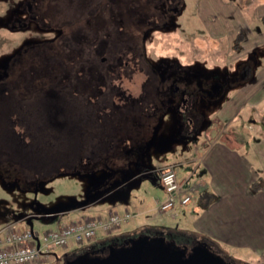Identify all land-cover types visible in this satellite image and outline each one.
Wrapping results in <instances>:
<instances>
[{
	"label": "rangeland",
	"instance_id": "obj_1",
	"mask_svg": "<svg viewBox=\"0 0 264 264\" xmlns=\"http://www.w3.org/2000/svg\"><path fill=\"white\" fill-rule=\"evenodd\" d=\"M155 1L43 0L39 11L43 23L37 25L42 29L34 26L37 30L27 27L12 31L0 20V59L7 58L19 48L22 40L29 39L32 40L28 43H32L28 46L29 54L18 56L35 63L28 69L34 73L14 70L12 77L16 78L15 83L5 84L0 90V163L9 161L20 169L26 165L24 169L30 172V176L38 174L44 179L42 189L36 192L17 186L7 187L0 180V230L5 227L29 228L26 219L31 215L44 214H31L34 201L45 207L59 204L60 209L52 222L33 219V230L38 234L54 228V224L87 221L89 217L77 218L87 209L107 207V211H114L109 214L121 216L127 211L131 213L108 229L98 226L93 237L77 243L76 247L70 240L69 245L57 246L47 255L42 254L26 264H64L78 253L110 244L115 238L122 240L155 230L187 233L193 240L207 239L214 252L236 264H264V117L261 119V115H257V111H264V99L259 98L261 90L249 101H243L244 94L256 91L259 85L250 84L247 89L239 90L236 100L233 98L228 104L229 109L244 104L239 109L244 124L238 123V116L225 130L231 136L235 133L237 141L243 145L241 149L217 146L211 152L214 155L209 154L196 168L185 162L200 161L203 155L199 149L183 153V156L177 151L150 154V161L157 170L173 165L177 177L183 178L178 180L185 188L190 186L188 180L191 177L192 184L200 177L207 181L200 188L201 193L206 192L203 199L198 194L197 208L191 209L190 213H165L160 209V202L156 201L154 211L137 215L135 206L139 202L145 199L146 203L151 199L150 205H153V198L165 196L158 178L157 182L148 178L139 180L138 185L130 189L126 200H101L105 195L116 197L114 190L120 186L110 188V184L120 182V171H126L135 183L141 174L134 170L132 157L126 148L136 143L141 138L139 135L146 134L148 128L144 126L149 120L142 116L137 120V106H132L127 96L136 97L144 91L145 76L139 70L132 72V77L123 75L122 82L115 81L113 86L127 96L104 97L107 88L95 83L94 89L91 81L82 78L86 68H78L73 62L79 61L74 49L79 52L86 50L85 53L91 50L86 41L78 42L74 48L76 43L70 44L62 35L56 37L49 26L57 24L66 30L68 25L71 29L68 34L73 40L80 33L93 34L94 38L104 36L101 42H95L99 48H92L91 52L97 50L107 56L115 53L118 45L132 39L129 35L137 29V45L141 47L137 62L142 61L144 68L158 58L181 62L202 59L207 65L221 64L222 54L218 51L222 50V53L226 48H230L233 56L240 55V59L247 60L253 56L264 61V45H260L264 42V26L261 19L256 20L252 13L253 6L259 7L257 3L249 6L250 10L247 3L251 0H186L183 14L178 19L181 23L176 28L162 31L157 24L156 29L144 38L141 29L148 27V21L164 18L156 15ZM262 2L264 0L258 1L259 4ZM16 3L17 0H0V19H5ZM244 27L240 33L238 30ZM63 43L66 49L62 47ZM252 49L255 50L253 53L250 52ZM127 67L134 68V63L129 62ZM93 69L96 78L95 66ZM253 106L257 111L255 109L251 113ZM58 108L61 116L55 114ZM247 118L262 124L250 122L249 125ZM134 120L142 124L138 134ZM231 136L230 139H236ZM220 139L219 142L224 143L228 138ZM90 173L106 178L91 185L87 176ZM121 181L126 183V180ZM94 194L100 196L80 205L79 201ZM23 213L27 214L17 218ZM73 216L75 218H71ZM92 216H95L92 219H105ZM16 224L23 228H16Z\"/></svg>",
	"mask_w": 264,
	"mask_h": 264
},
{
	"label": "flooded vegetation",
	"instance_id": "obj_2",
	"mask_svg": "<svg viewBox=\"0 0 264 264\" xmlns=\"http://www.w3.org/2000/svg\"><path fill=\"white\" fill-rule=\"evenodd\" d=\"M42 2L43 0H17V3L10 9L6 18L2 17L0 20L12 31L27 27L35 28L34 26L43 23V18L39 16ZM185 4H187L186 0H156L154 3L158 9L156 15H162L164 18L160 19V21L149 20L148 27L141 29L142 37L145 38L147 34L155 30L156 26H158L157 24H159L158 29L162 31L169 30L172 27L176 28L181 23L178 19L183 14ZM253 16L254 18L256 17L254 14ZM255 19H261L264 26V14L257 16ZM37 27L42 29L40 26ZM134 27L137 28V25L135 24ZM48 29H53L56 37L62 35L63 38L70 41V44L76 43L74 48L78 42L86 41L88 48L91 50L92 48L97 49L99 44L96 43L104 39V36L94 38L93 34L83 35V33H80L73 40L71 35L69 36L68 34L69 30H71L68 25L66 30H64L63 26L57 27V24L49 26ZM244 29L245 27L238 31L241 33ZM131 32L129 36L132 39L122 45H118L115 48V53L110 56L97 52V50L94 53L91 50H87L88 52L85 53L86 50L79 52L74 49L73 53L79 61L73 62L78 65V68H86L85 77L82 78H85V81H91L94 89L95 83L107 88V91L103 93L104 97L109 95L114 98L115 95H120L125 98L126 94L113 86L116 85L115 81L118 83L122 82L123 75L130 76L132 72L135 73L139 70L145 76L144 91L138 93L136 97L126 95L131 100L130 104L137 106V120L140 116L149 120L144 126L148 128L146 134L143 136L139 135L141 138L126 148V152H129L132 157V166L136 172L139 169H142L139 173L148 172L146 167H149V171H152L153 176L157 178L156 171L158 168L151 163L150 154L158 155L163 152L175 153L177 151L183 156V153L190 151L192 145L196 146L197 142L204 139L205 131L207 130H218V136L224 138V135L228 134L225 130L229 129L230 117L235 114L234 112L233 114H223L221 112L226 110V104L235 98L233 96H236V92L239 90L247 89L250 84L259 85L260 87L256 91L251 90L250 94L253 96L261 90L259 98L264 99V76H261L264 75V61L261 62L259 58L256 59L252 56V58L249 57L247 60L240 59V55L238 57L233 56L230 48H226L222 53V50L218 51L220 55L222 54L220 56L221 64L215 62V64L207 65L206 60L202 59L194 62H181L176 59L158 58L156 62L146 65L144 68L141 65L142 61L137 62V53H141V47L137 45V29ZM78 37H84V39ZM30 41L32 40H22V44L15 52L7 58L0 59V90L3 89L5 84L15 83L14 79L16 78L12 77L14 76L12 75L14 70L29 71V65L35 64L34 62L24 61L21 55L18 56V54H22L26 57L29 54L28 46L32 45V43L28 44ZM64 43L62 47H64ZM260 45L264 44L261 43ZM64 48L66 49V47ZM254 51L252 49L250 52L253 53ZM20 57H22L21 60ZM129 62L134 63V68L127 67ZM93 66H95L98 74L96 78L93 76ZM31 70L29 73H34ZM255 75L257 76L255 77ZM255 109L256 107H251V113ZM59 110V108L55 109L56 116H61ZM257 113V115H261V119L264 117L263 110L257 111ZM213 115L215 116L213 117ZM247 121L249 125L250 122H254L259 126L262 124L261 121H254L252 118H247ZM238 123H243L240 118ZM134 125L137 127L138 134L142 129V124L134 120ZM249 125L247 124V127ZM232 137L235 138L236 136ZM24 167L26 165L21 169L18 166H12L9 161L0 163V180L2 184L7 187L17 186L20 189H27L33 192L42 189L44 181L42 176L38 174L30 176V172ZM120 174V178H124L123 180H126L129 184L135 183L133 177L127 176L126 171L122 170ZM95 179L93 183L99 180ZM123 182L120 184L121 187ZM166 237L175 240L174 236ZM121 241L115 238L111 243L119 244ZM196 241L199 240L192 239L179 244L190 245L191 242ZM93 249L95 248H90V250ZM98 253L100 254L101 252ZM223 258L227 264H236L230 259L228 260L224 255Z\"/></svg>",
	"mask_w": 264,
	"mask_h": 264
},
{
	"label": "water",
	"instance_id": "obj_3",
	"mask_svg": "<svg viewBox=\"0 0 264 264\" xmlns=\"http://www.w3.org/2000/svg\"><path fill=\"white\" fill-rule=\"evenodd\" d=\"M149 167H146L148 169ZM142 170V169H141ZM138 170V173L141 171ZM94 173L87 176L90 179V184H93V179H105L103 176L96 177ZM109 177V176H108ZM107 177V179H109ZM148 178L156 182V177L152 171L139 174L137 183H124L121 187L122 178L118 182H111L110 188H115L116 197L105 195L104 199L117 198L126 200L129 196L130 189L138 185V181ZM90 185V187H91ZM100 195L94 194L92 197L87 196L84 200L79 201L80 205H85L92 198H98ZM59 204L45 207L42 204L32 202L31 214L44 213L43 215H31L26 219V223L33 231V219L40 222H52L56 213L60 210ZM27 213L19 214L17 218H21ZM98 252H101L100 254ZM64 264H227L223 256L214 252L211 245L206 241L191 242L190 245L176 243L174 239L167 238L165 234L155 232L153 234L140 232L137 236H130L122 239L117 243H110L104 246L97 247L93 250H86L78 253L71 259H67Z\"/></svg>",
	"mask_w": 264,
	"mask_h": 264
},
{
	"label": "built area",
	"instance_id": "obj_4",
	"mask_svg": "<svg viewBox=\"0 0 264 264\" xmlns=\"http://www.w3.org/2000/svg\"><path fill=\"white\" fill-rule=\"evenodd\" d=\"M158 182L165 193L160 201V209L169 210L174 206L175 198L183 188V183L178 180L174 166H165L156 171ZM190 200L188 195L180 199L181 204H187ZM130 216L124 212L109 214L104 220L89 218L85 222H70L57 224L54 228L38 234L30 228L21 230L5 227L0 230V264H26L39 258L42 254L47 255L51 249L57 246H67L69 241L82 243L95 234L96 228L102 226L108 229L112 224H118Z\"/></svg>",
	"mask_w": 264,
	"mask_h": 264
},
{
	"label": "crops",
	"instance_id": "obj_5",
	"mask_svg": "<svg viewBox=\"0 0 264 264\" xmlns=\"http://www.w3.org/2000/svg\"><path fill=\"white\" fill-rule=\"evenodd\" d=\"M251 1H250V3H247V6L248 7L251 6V5H255L256 3L259 6V7L253 6L254 7V10H253V7H252V10L254 11V12L252 11V13L254 15H256L255 18H257V16L259 17L260 15L264 14V10H263V8H264V4L263 3L264 2H262V4H259L258 3L259 0H251ZM249 9H250V7H249ZM262 44H264V42ZM216 51H214V52H216ZM248 91H250V90H248ZM253 96L250 94V92L249 93H245L244 94V97H243V101H249ZM233 97H235L234 99L236 100L237 97L236 96H233ZM230 102H232V100ZM228 104L229 103H227V107H225L226 110H224L222 112L220 111V112L223 113V114H233V112H234L235 115H233V116L230 117L231 120H233L235 117H236L235 120H237V117L238 116L240 118L241 115L239 114L240 113V110L239 109H240V107L242 108V106H244V104L239 105V106L237 105L234 109L233 108L232 109L231 108L229 109ZM214 116L215 115H213V117ZM217 131L218 130H215V129H211V130L205 131V137H204V139L203 140H200L199 142H197V145L196 146L195 145L194 146L192 145V147L190 148V151L191 150L193 151V149H195V150L196 149L197 150L199 149V152L203 155V157H201L200 161H198V162L196 161L195 163H193L192 161H189V162H185V163H187V164L189 163L194 168H196L197 166L198 167L201 166L202 163L206 160V158L208 157L209 154L214 155V153H211V152L217 146H219V147H222L223 146V147L232 148V149H234V148L241 149L243 147V145L240 142L237 141V137H235L236 139H230L229 136H231V135L229 133L224 135V139L228 138V139H226L227 142H224V143L221 142L220 143L219 141L221 140L220 139L221 137L218 136V134H217L218 132ZM234 136H236L235 133H234ZM218 156H219V154H218ZM218 160H219V158L217 159V162H218ZM206 169H207V172H209V168L207 167ZM178 179H182L183 180L182 177H180ZM188 181L190 182V186L187 187V188H185V187L182 188V190L180 191V193L175 198L174 206L171 209L164 211L165 213H170L171 212V214H175V213L178 214L179 212H182V211L189 212L190 213L191 209L197 208V203H198V199H199L198 194L200 193V195H201L200 198L203 199V195L206 192V191H204L203 193H201L200 188L202 186H204L207 183V181L204 180V179H202V177H200L197 181H195V184H192V182H194V181H192V177ZM186 195H188L190 197L189 202L187 204H181L180 203V199L183 196H186ZM164 197L165 196H162L161 197L162 199L153 198L152 199L153 205H150L151 204L150 203V200L151 199L150 200H147L146 203H145V199L143 201L139 202V204H137L135 206V207H137V215H141L144 212L146 213L148 211H154L155 210L154 209V206H155L156 201H161V200L164 199ZM86 207H89V205L86 206ZM82 208H85V207H82ZM106 208L107 207H102V208L99 207L97 209H91V210L90 209H87V211L85 212L84 215H79L77 218L82 217V216L83 217H89V218H91V217H95V216H92V215H97V217L100 216V217H102L104 219V218H106L109 215L110 212H114V211H111L110 209L107 211ZM78 210H79V208H78ZM70 212L75 213L76 210H71ZM75 216H77V214ZM71 218H75V217L73 216ZM56 225L54 224L52 227H55ZM140 225L141 224H139L138 227ZM18 227L23 228L20 225H17L16 226V228H18ZM24 227H25V225H24ZM120 229H121V227L118 230H120ZM99 231H100L101 234L104 233V232H102V230H99ZM73 244L75 245V247H76V245H79V244H75V243H73Z\"/></svg>",
	"mask_w": 264,
	"mask_h": 264
},
{
	"label": "trees",
	"instance_id": "obj_6",
	"mask_svg": "<svg viewBox=\"0 0 264 264\" xmlns=\"http://www.w3.org/2000/svg\"><path fill=\"white\" fill-rule=\"evenodd\" d=\"M155 232L163 233V234H165L168 237L169 236H174L177 243L187 242L188 240H192L193 239V237L192 236H189L187 233L186 234L185 233H178V232H172V233H170V232H163L162 230H155V231H153V233H155ZM125 238H127V237H125ZM196 240L204 241V242L206 241L209 245H211V243L207 239H204V238L201 239L200 238V239H196Z\"/></svg>",
	"mask_w": 264,
	"mask_h": 264
}]
</instances>
